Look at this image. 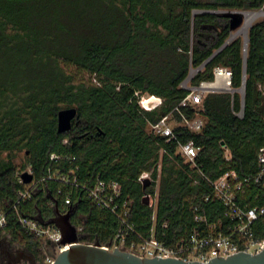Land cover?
Wrapping results in <instances>:
<instances>
[{
    "label": "trees",
    "instance_id": "trees-1",
    "mask_svg": "<svg viewBox=\"0 0 264 264\" xmlns=\"http://www.w3.org/2000/svg\"><path fill=\"white\" fill-rule=\"evenodd\" d=\"M258 9L264 0H0V211L7 215L0 232L44 263V238L20 218L49 222L57 207L75 206L71 220L82 228L81 241L102 245L126 224L136 231L128 244L149 236L152 227L167 244L210 223L226 229V205L207 196L210 181L226 171L246 177L257 170L264 145V18L251 24L246 45L232 37L231 18L219 11ZM68 64L92 77L77 79ZM217 66L232 70L236 90L205 94L201 131L177 124L172 140L155 133L151 124L187 95L182 82L192 69L190 85H199L214 80ZM143 95L160 96L163 104L146 109ZM72 106L79 118L59 132L58 113ZM181 108L195 112L192 105ZM191 140L201 147L195 164L178 152ZM18 152L26 157L21 170ZM52 153L59 157L52 160ZM29 167L37 184L23 200L20 192L29 184L19 175ZM50 169L70 181L47 178ZM144 171L153 179L146 189L139 179ZM99 180L120 183L118 212L88 196L87 187ZM260 189H248L251 205L264 202L256 198ZM145 193L157 195L154 207ZM256 236L264 237L262 228Z\"/></svg>",
    "mask_w": 264,
    "mask_h": 264
},
{
    "label": "built area",
    "instance_id": "built-area-1",
    "mask_svg": "<svg viewBox=\"0 0 264 264\" xmlns=\"http://www.w3.org/2000/svg\"><path fill=\"white\" fill-rule=\"evenodd\" d=\"M215 78L212 81H203L199 85H188V78L182 82V86L188 89L187 95L172 112L163 115L162 118L151 124L152 130L161 135H166L168 140L176 137L174 127L177 124L184 125L192 131L199 132L204 126L205 118L201 112L202 102L205 94L208 91H230L234 92L236 89L232 87V70L228 67L217 66L214 70ZM210 88V90H208ZM241 94V109L237 112L239 116L244 113V89L239 88ZM150 101V102H149ZM163 98L156 95H143L139 103L146 109H153L163 104ZM149 104V105H148ZM192 105L195 112L192 116L188 115L182 110V106ZM175 111L181 116L179 120L175 116ZM201 151V147L196 145L193 140L181 142L178 152L182 154L187 162H196L197 157ZM59 157L56 153L51 154V159ZM227 158L230 159L229 153ZM160 169V164H159ZM26 171L32 172L29 167ZM73 171V170H72ZM25 171H22V173ZM20 181L24 182L21 174ZM151 177L150 171H144L139 179ZM47 178H60L64 182H69L70 178L67 174L60 171L53 172L49 170ZM158 182V179L156 180ZM213 191L207 196V199H217L222 201L226 207V215L230 222L226 229L218 227L216 223L207 224L204 228H196L193 231L181 235L173 244H167L164 240L158 238L155 234V228L152 227L149 236L139 234L140 240H134L128 244V234L135 233L132 225L126 224L124 229H120L116 237L108 244L103 245L107 249H114L115 246L135 249L170 257H179L183 259L208 261L216 256L227 257L238 252L257 253L264 248V237H257L256 231L262 228L264 231V202L251 205L246 198L248 189L253 184H258L262 187L256 194V198L264 200V145L258 151V165L257 170L252 176L240 177L235 169L226 171L215 180H211ZM29 186L22 190L21 199L26 200L32 197L36 188L34 179L27 183ZM88 196L94 203L100 207L110 208L113 212H118V205L116 198L121 193V185L117 181H102L99 180L95 186L87 187ZM149 197V205L155 206L157 195L154 193H145L144 197ZM66 203H71L70 198H66ZM130 207L127 203L124 204L123 210L119 213L122 217H126L129 213ZM63 211L62 213H66ZM155 218V212L154 216ZM196 219L206 220L203 215H196ZM21 223L37 236L47 239L50 243L59 246L58 253L69 247V244L62 245V233L60 229L53 223L44 222L38 217L20 218ZM7 223V215L4 211H0V229ZM77 227L80 239L81 227ZM226 231V232H225ZM83 242V241H81ZM94 243V242H91ZM57 253V254H58ZM52 254L46 257L44 264H52L55 256Z\"/></svg>",
    "mask_w": 264,
    "mask_h": 264
},
{
    "label": "water",
    "instance_id": "water-1",
    "mask_svg": "<svg viewBox=\"0 0 264 264\" xmlns=\"http://www.w3.org/2000/svg\"><path fill=\"white\" fill-rule=\"evenodd\" d=\"M232 14L235 15V13ZM232 25H234V22L231 19V27ZM247 42L248 32L245 39L246 45ZM244 87L245 85L241 88L244 89ZM78 118L76 107L62 108L58 113L59 132L71 129L73 120ZM21 177L25 183H30L34 179L33 173L29 171L23 172ZM151 182V178H144V189L151 185ZM144 201L148 203L149 197L145 196ZM74 209L75 206H71L66 213H62L57 207L56 215L50 221L62 233L61 244H69L67 249L61 250L55 256L52 264H264V248L257 253L238 252L227 257L216 256L208 261H202L170 257L119 246H115L114 249H107L98 241L94 243L81 242L77 227L71 220Z\"/></svg>",
    "mask_w": 264,
    "mask_h": 264
},
{
    "label": "rangeland",
    "instance_id": "rangeland-1",
    "mask_svg": "<svg viewBox=\"0 0 264 264\" xmlns=\"http://www.w3.org/2000/svg\"><path fill=\"white\" fill-rule=\"evenodd\" d=\"M232 11H238V13H235V15L232 14ZM244 11H252V12H262L260 13L255 19L252 20V22L247 26L246 18L245 16L241 13ZM220 14H225L228 15L232 21L234 22V25H232V36H241L243 39H246V33L249 30V27L251 24L257 20L263 19L264 18V9H258V10H220ZM247 26V27H246ZM246 28V30H245ZM245 30V31H244ZM68 71L73 73L77 79H90L92 76L88 71H83L79 69L76 65L73 64H68L65 66ZM197 69H192L189 77H188V85H190V80L191 78L196 74ZM210 90V88L208 89ZM211 91V90H210ZM147 96V95H146ZM16 163L18 165V168L21 170L23 163H25V152H18L16 155ZM25 169L24 171H26ZM22 173V172H21ZM8 245V248L12 252L16 251H22L26 253L28 256H33V252L25 245H21L15 242H12L8 236H6L4 233L0 232V250L5 246ZM59 250V246L50 243L47 241V239H44V251L46 255H52V254H57ZM41 264V263H39ZM44 264V263H43Z\"/></svg>",
    "mask_w": 264,
    "mask_h": 264
},
{
    "label": "flooded vegetation",
    "instance_id": "flooded-vegetation-1",
    "mask_svg": "<svg viewBox=\"0 0 264 264\" xmlns=\"http://www.w3.org/2000/svg\"><path fill=\"white\" fill-rule=\"evenodd\" d=\"M40 260L35 256H28L22 251L12 252L8 245L0 250V264H39ZM43 264V263H41Z\"/></svg>",
    "mask_w": 264,
    "mask_h": 264
},
{
    "label": "bare ground",
    "instance_id": "bare-ground-1",
    "mask_svg": "<svg viewBox=\"0 0 264 264\" xmlns=\"http://www.w3.org/2000/svg\"><path fill=\"white\" fill-rule=\"evenodd\" d=\"M232 13H238V12H234L232 11ZM245 18H246V22H247V26L252 22L253 19H255L260 13L262 14V12H252V11H244V12H241ZM246 26V27H247ZM246 30V28H245ZM244 30V31H245ZM150 102V101H149ZM149 105V104H148Z\"/></svg>",
    "mask_w": 264,
    "mask_h": 264
}]
</instances>
